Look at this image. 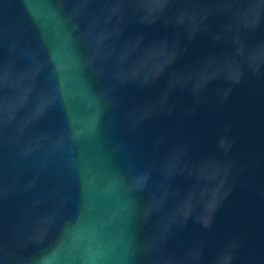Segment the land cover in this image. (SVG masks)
Listing matches in <instances>:
<instances>
[{"label": "water", "instance_id": "95a60500", "mask_svg": "<svg viewBox=\"0 0 264 264\" xmlns=\"http://www.w3.org/2000/svg\"><path fill=\"white\" fill-rule=\"evenodd\" d=\"M0 264H264V0H0Z\"/></svg>", "mask_w": 264, "mask_h": 264}]
</instances>
